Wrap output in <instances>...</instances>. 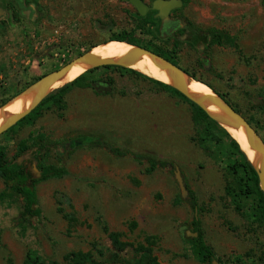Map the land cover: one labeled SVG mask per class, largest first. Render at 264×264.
I'll use <instances>...</instances> for the list:
<instances>
[{
	"label": "rangeland",
	"instance_id": "obj_1",
	"mask_svg": "<svg viewBox=\"0 0 264 264\" xmlns=\"http://www.w3.org/2000/svg\"><path fill=\"white\" fill-rule=\"evenodd\" d=\"M142 1L149 6L145 15L132 0H0V105L80 50L136 30L138 46L152 40L176 48L179 65L255 118L264 140V0H177L174 14L154 9L155 0ZM47 3L57 14L36 21ZM31 5L34 18H26ZM148 15L157 25L142 33L136 25ZM172 17L179 19L176 27ZM212 31L236 37V45L210 44ZM121 67L86 76L112 78L113 95L75 87L62 106L47 103L36 121L0 136L8 159L38 181L42 211L37 227L23 231L16 225L22 200L10 197L0 179V264H24L30 250L42 264H67L72 251H92L103 264H148L135 250L140 244L151 246L161 264H209L191 251L195 217L219 264H264V225L253 201L241 213L226 194L228 158L236 156L230 139L218 130L221 144L202 139L190 103ZM37 129L51 143L45 163L66 168L67 175L40 168L45 149L17 153L18 143ZM149 157L162 163L150 170ZM60 209L75 213V224ZM104 224L134 245L120 261H111Z\"/></svg>",
	"mask_w": 264,
	"mask_h": 264
},
{
	"label": "trees",
	"instance_id": "obj_2",
	"mask_svg": "<svg viewBox=\"0 0 264 264\" xmlns=\"http://www.w3.org/2000/svg\"><path fill=\"white\" fill-rule=\"evenodd\" d=\"M156 25L157 21L153 20L151 15H148L138 21L136 29H138L142 33H145L147 32L149 26L155 27ZM135 31L136 30L131 33L124 31L118 34H114L110 36L109 39L101 43L110 40H119L137 45L138 38L135 35ZM180 32H183V30H180ZM210 35V44L225 45L228 43L230 45H236L237 40L234 36L232 37L228 36L227 34L217 33L214 31H212ZM97 44L91 45L89 46V48ZM141 46L152 50L158 55L180 66L177 61L176 48L170 49L165 47L163 44H157L155 41L152 40L145 44H141ZM98 68L117 69L123 67L117 65H106ZM98 68H93L86 72H83L75 80L68 82L63 87L51 92L42 100V102L35 109H33L16 125L9 128L3 134L14 131V128L19 124L36 121L42 115L43 107L47 103L51 102V104L62 106V104L65 102V95L75 87L90 88L96 94L102 96L113 95L115 90V84L112 78H94L89 81L86 80L87 74ZM181 68L185 70V72H187L191 77L206 83L216 93L222 96V98L229 102L225 94L218 91L215 86L206 82V80H203L196 74H193L189 69L183 67ZM129 71H131V73L135 74L140 78L153 82L160 89L167 91L172 95H176L185 100L186 102L190 103L193 110V119L196 124L200 127V131L202 132V139H205L208 142L211 141L217 144H221L222 137L218 136L216 130H218L221 134L227 136L230 139L231 145L236 152V156L234 157V154H230L228 158L230 161V164L228 165L230 182L226 186V194L231 198L234 207L241 213H244L249 207V202L253 201L252 210L255 212V216L258 217L259 221L264 225V192L260 188L258 173L255 167L248 159L246 153L241 149L238 141L233 138V136L224 127L218 124L203 108L189 100L186 96H184L173 86L162 81L156 80L154 78H149L148 76L137 70L129 69ZM18 94L19 93L15 94L14 96ZM6 102L7 101H4L0 105V107ZM232 106L237 111L241 112L235 105L232 104ZM261 110L264 115V101ZM248 120L253 126L258 123L257 120L253 117H249ZM34 147L45 149V153L43 154L44 156L40 164L41 169H49L50 175L54 177H62L68 174V170L62 166L45 163V158L49 156L48 153H50L51 143L48 136L38 129L32 130L25 139H22L18 143L17 153L21 155ZM114 151L116 153H121L120 150L117 148H114ZM136 158L141 159L144 157L143 155H136ZM149 160L151 163L150 170H153L156 165L162 163V161L153 157H149ZM0 179L5 182L6 190L10 197H16L22 200L20 204L19 215L16 218V225L19 226L23 231H27L31 228L37 227V225L41 222L42 218V211L39 207V200L36 188L38 181L30 175L28 169L25 166L13 164L8 159L7 150L5 148H0ZM191 203L193 204L194 209H196V200H192ZM60 211L64 213V217L69 221L70 225L75 224V222L77 221L75 213H67L63 209H60ZM193 225L194 231L198 233V235L189 238L191 242V251L193 255L201 262L212 264L213 260H217L215 259V251L211 246L206 243L204 239V233L200 227V222L197 217L194 218ZM103 230L107 234L112 244L111 261H120L121 253L125 251L126 247L130 246L133 248L134 245L123 241L121 238V234L119 232L110 230L107 224H104ZM94 247L95 249H97L96 245H94ZM135 250L143 255V257L147 260L148 264H161L157 256L153 254V249L151 246H145L144 244H140L135 247ZM97 252L100 256L104 255V252L100 249L97 250ZM65 260L67 264H103L102 262H99L95 259V256L92 251H72L65 255ZM217 261L220 262L219 260ZM42 263H44V261L42 257L38 254V252H36L35 250H30L27 253L24 264ZM127 264L134 263L128 262Z\"/></svg>",
	"mask_w": 264,
	"mask_h": 264
},
{
	"label": "water",
	"instance_id": "obj_3",
	"mask_svg": "<svg viewBox=\"0 0 264 264\" xmlns=\"http://www.w3.org/2000/svg\"><path fill=\"white\" fill-rule=\"evenodd\" d=\"M132 2L137 6V8L139 9L142 15H145L148 12L149 6H147L142 0H132ZM179 4L180 2L177 0H166V1L165 0H155L153 2V8L156 10H159L162 14H167L170 10L178 7ZM110 41H113V40H110ZM100 44L102 43H99L89 48L88 50L76 56L73 60H71L70 62L62 66L61 68L44 75L39 80H37L35 83H33L31 86H29L28 88L38 89L33 99L31 107L23 112L12 114L8 118V120L3 125L0 126V136L4 132H6L9 128L16 125L22 118L28 115L33 109H35L42 102V100L47 95H49L53 90L59 88L57 87L50 91L51 86L58 80L64 78L75 63L77 62L86 63L91 66V69L106 66V65H117V66H124V67L132 68L131 66L132 61L138 59L142 55H148L149 57L152 58L154 63L159 68L169 70L170 74L173 76L175 83L174 84L167 83V84L173 86L179 92H181L184 96H186L189 100H191L192 102H194L195 104L203 108L218 124H220L224 128L225 126L223 125V123H226L235 129H241L242 127H244L245 132H246L248 146L251 149L262 153L264 157V140L261 138L256 128L249 122L248 118H246L241 112L237 111L232 106V104L227 102V100L222 98V96H220L214 90H213L214 93L195 94V93L190 92L188 88L189 84L186 79V76L187 78H191V79H194V78L191 77L187 72H185V70H183L180 66L172 63L168 59L158 55L152 50L147 49L142 46H138V45H135L134 50L122 56L121 58H118V59L101 58L92 53L93 49ZM16 96H14L11 99H14ZM11 99L8 100L1 107L7 105L11 101ZM207 102H210L213 105L220 108L222 111L226 113V116H218L216 114L211 113L206 107ZM240 147L244 151L241 145ZM253 166L255 167L258 173L260 188L264 192V161L260 168L256 167L254 164ZM177 178L184 190V185H183L182 178L180 176L179 171H177ZM193 235L197 236L198 233H193ZM212 264H219V262L217 260H213Z\"/></svg>",
	"mask_w": 264,
	"mask_h": 264
},
{
	"label": "bare ground",
	"instance_id": "obj_4",
	"mask_svg": "<svg viewBox=\"0 0 264 264\" xmlns=\"http://www.w3.org/2000/svg\"><path fill=\"white\" fill-rule=\"evenodd\" d=\"M134 48V44L125 41L113 40L104 42V44L102 43L96 46L93 49L92 53L101 58L118 59L130 53L132 50H134ZM131 66L132 68L162 82L169 84L175 83L174 78L170 74L169 70L159 68L154 63L152 58L148 55H142L138 59L132 61ZM90 69L91 66L86 63H75L64 78L58 80L51 86L50 91L75 80L78 76H80V74ZM186 79L189 84L188 88L190 92L195 94L214 93L213 89L206 83L197 79L187 78V76ZM37 91V88H27L24 91L20 92L14 99H11V101L7 105L1 107L0 126L3 125L12 114L20 113L30 108ZM206 107L213 114H216L218 116H226V113L224 111L210 102L206 103ZM223 125L225 126V129L233 136V138H235L238 143H240L248 159L256 167L260 168L264 161V157L262 153L253 150L248 146L245 128L242 127L241 129H235L226 123H223Z\"/></svg>",
	"mask_w": 264,
	"mask_h": 264
},
{
	"label": "flooded vegetation",
	"instance_id": "obj_5",
	"mask_svg": "<svg viewBox=\"0 0 264 264\" xmlns=\"http://www.w3.org/2000/svg\"><path fill=\"white\" fill-rule=\"evenodd\" d=\"M27 1V0H25ZM148 3H151L152 0H147ZM31 9L29 10V14H24V16L26 18H34V15L32 14V12L34 11V8L33 6L31 5L30 6ZM5 9V8H4ZM0 13H3V10L0 8ZM57 13L54 11V9L51 7V5L49 3H47L46 5H43L42 6V11L39 15V17H37L36 21H43L42 19L44 18V16H47V15H56ZM171 14H174V10L171 11ZM54 17V16H53ZM52 17V18H53ZM173 19V22L171 23L173 27H176V25L178 24L179 22V19L175 18V17H172ZM177 30V28H174V31ZM170 34V33H169ZM89 47L85 48V49H82L80 50L79 52H77V54L75 55L78 56L80 54H82L83 52H85L86 50H88Z\"/></svg>",
	"mask_w": 264,
	"mask_h": 264
}]
</instances>
